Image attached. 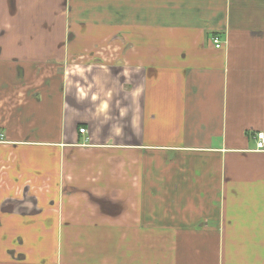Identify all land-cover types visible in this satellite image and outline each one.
Instances as JSON below:
<instances>
[{
    "label": "crops",
    "instance_id": "crops-1",
    "mask_svg": "<svg viewBox=\"0 0 264 264\" xmlns=\"http://www.w3.org/2000/svg\"><path fill=\"white\" fill-rule=\"evenodd\" d=\"M258 132L264 0H0V264H264Z\"/></svg>",
    "mask_w": 264,
    "mask_h": 264
},
{
    "label": "built area",
    "instance_id": "built-area-1",
    "mask_svg": "<svg viewBox=\"0 0 264 264\" xmlns=\"http://www.w3.org/2000/svg\"><path fill=\"white\" fill-rule=\"evenodd\" d=\"M211 40H212V42L216 48H220L222 46V42H221L219 36L213 35ZM79 132L84 133L85 128H83V127L79 128ZM256 137H257L256 149H258V150L264 149V133L258 132Z\"/></svg>",
    "mask_w": 264,
    "mask_h": 264
}]
</instances>
